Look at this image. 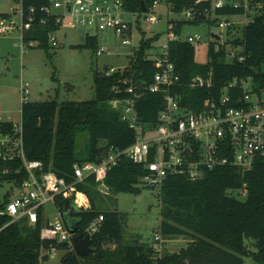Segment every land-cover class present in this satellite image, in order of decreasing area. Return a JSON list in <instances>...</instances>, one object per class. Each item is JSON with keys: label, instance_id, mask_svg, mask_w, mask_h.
I'll return each mask as SVG.
<instances>
[{"label": "trees", "instance_id": "obj_1", "mask_svg": "<svg viewBox=\"0 0 264 264\" xmlns=\"http://www.w3.org/2000/svg\"><path fill=\"white\" fill-rule=\"evenodd\" d=\"M44 2L28 0L26 6L42 5ZM153 2L126 0V8L131 12L143 13V5L149 10ZM166 2L176 14L188 10L195 12L194 19L170 20L171 33L184 37L183 29L187 24L217 26L218 18L207 15L212 12L211 1ZM214 14L218 17L241 12L227 8L218 9ZM0 17L5 20L11 18L9 14H0ZM50 24L34 25L24 33V42H35L39 47L48 48L49 34L56 30ZM138 28L141 31V27ZM226 35L225 44L219 48L210 41L206 63L197 62L195 45L187 41L169 43L170 60L181 76L179 92L183 95V104L192 110H199L205 99L218 95L234 80L252 79L259 89L264 85V11L244 27H230ZM159 37L160 34H155L146 38L142 32L139 49L124 70L110 75L108 71L96 72L95 98L92 100L24 101L21 115L27 160L41 161L44 171H52L71 183L76 164L101 162L108 146L125 149L132 145L135 141L134 130L122 121L119 110L111 105L116 97L129 98L130 95H117L113 89L119 87L124 90L130 85L147 87L153 83L157 68L148 53ZM83 47L98 51L97 37L88 34ZM237 48H240V52L234 50L235 57L230 60V49ZM210 71L213 72L211 88L191 87L194 77H206ZM124 80L128 81L127 85L122 83ZM230 94L242 96V90H230ZM165 106L164 95L150 91L136 101L141 121L152 125L157 124ZM13 126L11 122H1L0 132L12 131ZM82 132L87 133V141L83 153H79L77 138ZM22 166L21 161L0 162V189L9 182L19 186L28 178ZM6 167L12 170L8 174L3 172ZM145 172L142 165L123 158L108 172L107 189L116 194H137L141 191L140 178ZM77 189L91 201V209L81 215L80 233L86 234L88 227L101 215L103 221L92 235V251L88 256L79 257L75 249L68 253L66 257L71 256L74 264H245L249 256H252L254 264H264V159H256L253 167L244 172L235 166H224L208 171L201 179L171 175L165 180L158 194L161 204L159 232L163 239L183 237L188 240L187 246L178 252L163 253L155 244L143 243L139 239L127 244L124 230L128 216L118 211L98 209L95 199L106 192L100 189L94 177H87L78 183ZM243 189L246 190L245 195L237 194ZM8 199L9 195H6L5 201ZM56 206L62 213L65 198L57 197ZM40 215L42 221L37 225L31 226L26 219H22L3 229L9 218L0 216V264H43L49 259L45 251L50 247V242L41 239L44 225L42 210ZM191 244L193 246L189 249ZM69 248L68 243L58 245V249Z\"/></svg>", "mask_w": 264, "mask_h": 264}, {"label": "built area", "instance_id": "obj_2", "mask_svg": "<svg viewBox=\"0 0 264 264\" xmlns=\"http://www.w3.org/2000/svg\"><path fill=\"white\" fill-rule=\"evenodd\" d=\"M211 1L213 19L218 18L217 26L222 31L230 27L249 24L255 16L264 11V0H200ZM16 7H12L21 18V25L0 22V36L13 30H20L22 48L35 47V42L26 44L24 33L30 31L34 25H49L56 27L49 34V43L58 46L56 33L68 21L71 28L86 27L96 31H112L122 39L124 45H132L135 30H139L142 19L147 23H156L158 18L155 9L160 0H154L147 12H131L126 8V0H45L44 4L26 6L28 0H15ZM233 9L241 14L216 16L218 9ZM187 19H194L195 12L185 11ZM132 20H127L126 17ZM240 18V19H239ZM51 25V24H50ZM211 40L216 42L217 48L225 42L221 36ZM201 36H179L171 33L162 45V53L154 59L157 71L150 86L130 85L121 90L115 87L113 91L118 95L128 93L129 98L116 97L111 105L119 110L121 119L135 132V141L125 149L108 146L101 162H86L74 166V180L69 183L66 178L59 177L52 171H44L41 161L27 160L24 152L22 122L14 124L13 130L0 132V162H22L28 178L21 184L9 182L5 192L0 189V216L9 218L6 226L26 219L34 226L42 221L41 239L50 242L45 254L52 255L58 250V245L68 243L69 250H73V236L64 223L61 213L56 206V198L62 196L72 198L82 210H89L88 197L78 191L77 185L87 177H94L102 191H105L108 172L117 166L123 158L135 164L142 165L146 172L140 178V183L160 193L165 180L171 175H184L191 179H201L208 171L224 166H235L242 172L250 170L256 159H264V85L258 88L252 79L234 80L224 87L218 95L205 99L199 110H192L183 104V95L179 92L181 76L174 62L169 57V43L171 41H187L192 45L200 42ZM134 46L132 56L138 51ZM105 49L97 51L102 55ZM229 59L235 57L230 49ZM124 69H111L108 75ZM213 72L208 76H196L191 82L193 88H211L213 86ZM128 84L127 80L122 82ZM242 90V96L234 97L230 90ZM22 95L29 94V83L23 82ZM146 91L164 95L166 106L158 116L156 125L143 123L136 108V101L145 95ZM22 99H27L22 96ZM26 101V100H25ZM6 167L4 173H10ZM20 172V171H18ZM3 186V187H4ZM244 189L242 195H244ZM9 195L8 201L5 196ZM80 195L86 198L84 201ZM52 204L57 217L46 220L45 207ZM103 216L96 219L86 230V235H92L99 229ZM161 236L155 235V241ZM44 254V253H43Z\"/></svg>", "mask_w": 264, "mask_h": 264}, {"label": "rangeland", "instance_id": "obj_3", "mask_svg": "<svg viewBox=\"0 0 264 264\" xmlns=\"http://www.w3.org/2000/svg\"><path fill=\"white\" fill-rule=\"evenodd\" d=\"M15 0H0V14H9L11 18L5 20L0 17V22L21 25L20 15L12 10L16 7ZM158 18L156 23H147L142 19L141 31L135 30L132 45H124L122 39L112 31H96L94 29L79 27L71 28L68 21L64 22L62 29L56 33L58 46L49 45L48 48L35 47L22 48L20 30L16 29L0 36V122L10 121L14 124L22 122V103L45 102L57 100L87 101L95 98L94 74L105 73L111 69L126 68L132 58L134 46H139L142 32L146 38L160 34L149 51L150 59L158 58L162 53V45L168 40L170 20H186L184 13L176 14L171 11L166 0H160V5L155 9ZM132 20L131 17H126ZM240 19V18H239ZM198 33L202 38L196 47V60L206 63L211 35L221 36L226 42V31L218 26L209 24H187L183 35ZM90 34L97 37L98 49H105L98 55L96 49L83 47L86 36ZM240 35V33H237ZM212 43L213 42L211 41ZM79 46V47H73ZM229 48V47H228ZM240 52V48L232 49ZM29 83V94H23L21 83ZM22 96L27 99L23 100ZM87 141V133L82 132L77 138V151L83 153ZM141 191L113 193L107 188L101 198L96 197L97 207L100 211H118L127 214V223L124 230L125 242L133 244L136 239L143 243L155 244L161 252H178L185 248L188 240L182 238L163 239L159 232L161 223V204L158 191L139 183ZM9 186L1 188L3 192ZM242 192V191H241ZM237 191L238 193H241ZM244 195L246 190L243 191ZM236 194V193H235ZM88 209L91 201L88 197ZM86 201V198H85ZM46 220L57 217L56 209L52 204L45 207ZM161 240L155 241V235ZM71 250L58 249L50 255L43 264H64V259ZM245 264H254L252 256L245 259Z\"/></svg>", "mask_w": 264, "mask_h": 264}, {"label": "water", "instance_id": "obj_4", "mask_svg": "<svg viewBox=\"0 0 264 264\" xmlns=\"http://www.w3.org/2000/svg\"><path fill=\"white\" fill-rule=\"evenodd\" d=\"M147 7L146 5H143V11L147 12ZM216 38H219L218 35H214ZM73 199L72 198H68L65 200V207H64V211L61 213V217L64 221V223L66 224V226L68 227V230L70 232V234L73 236L72 241L74 244V248L76 253L78 254L79 257H86L90 254V252L92 251V237L90 235H84L80 233V229H79V223L78 222H73V223H69L68 222V216H77V215H83L86 214L89 210H83V211H75L74 207H72L71 203H72ZM193 244L190 245L189 249L192 248ZM73 259L71 256H68L65 258L64 260V264L66 263H72Z\"/></svg>", "mask_w": 264, "mask_h": 264}, {"label": "flooded vegetation", "instance_id": "obj_5", "mask_svg": "<svg viewBox=\"0 0 264 264\" xmlns=\"http://www.w3.org/2000/svg\"><path fill=\"white\" fill-rule=\"evenodd\" d=\"M71 205H72V207H74V209H75L76 212H77V211H83L81 208H79V207L77 206V204L75 203L74 200L72 201ZM68 217H69V218H68V222H69V223H73L74 221L79 223L80 220H81V215H77V216H68ZM68 264H74V263L72 262V263H68Z\"/></svg>", "mask_w": 264, "mask_h": 264}, {"label": "bare ground", "instance_id": "obj_6", "mask_svg": "<svg viewBox=\"0 0 264 264\" xmlns=\"http://www.w3.org/2000/svg\"><path fill=\"white\" fill-rule=\"evenodd\" d=\"M80 197L85 201V197H83L82 195H80ZM87 201V200H86Z\"/></svg>", "mask_w": 264, "mask_h": 264}, {"label": "crops", "instance_id": "obj_7", "mask_svg": "<svg viewBox=\"0 0 264 264\" xmlns=\"http://www.w3.org/2000/svg\"><path fill=\"white\" fill-rule=\"evenodd\" d=\"M21 86H22V83H21ZM3 122H10V121H3ZM1 123V122H0ZM12 123V122H11ZM14 124V123H13Z\"/></svg>", "mask_w": 264, "mask_h": 264}]
</instances>
